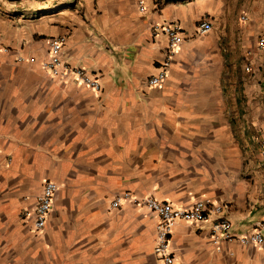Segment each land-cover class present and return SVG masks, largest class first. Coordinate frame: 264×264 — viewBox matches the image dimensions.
I'll return each instance as SVG.
<instances>
[{"label":"crops","instance_id":"0c3cea01","mask_svg":"<svg viewBox=\"0 0 264 264\" xmlns=\"http://www.w3.org/2000/svg\"><path fill=\"white\" fill-rule=\"evenodd\" d=\"M137 1L0 0V264H159L156 219L111 208L125 192L185 206L208 197L234 233L264 235V0H146V13ZM159 21L185 40L149 87L167 45ZM59 36L100 91L41 68ZM46 180L59 189L36 235L24 214ZM171 247L181 264H264V246L215 245L209 223H178Z\"/></svg>","mask_w":264,"mask_h":264},{"label":"built area","instance_id":"2783aa9c","mask_svg":"<svg viewBox=\"0 0 264 264\" xmlns=\"http://www.w3.org/2000/svg\"><path fill=\"white\" fill-rule=\"evenodd\" d=\"M137 4L140 13L147 12L146 0H138ZM152 29L154 35H165L167 45L165 57L158 72L148 79L149 87L164 83L172 61L185 40L182 27L175 22L159 21L153 24ZM211 29V23L203 22L198 27V34H206ZM65 43L66 37L64 36L48 39V56L47 59L41 61V68L52 78L100 91L101 80L99 75L88 68L76 66L63 58L62 53ZM258 44L260 47H264V38H260ZM4 50L7 51L8 49L5 47ZM17 60L20 62L25 60L34 62L36 59L35 57L26 59L20 55ZM259 146L264 149V138L259 141ZM58 189V182L54 180L44 181L42 190L37 195L35 206L24 214V218L31 221L32 229L36 235H42L47 226ZM125 204L145 210L156 219V238L153 252L159 264H181L171 247L173 229L180 222L196 226L209 223L211 237L215 245H219L222 241L238 240L243 244L264 246V235L259 230L239 235L234 233L232 221L226 216L225 206L214 202L208 197L199 198L190 205L185 206L170 201H162L150 194L138 196L131 192H125L112 199L111 208L117 209Z\"/></svg>","mask_w":264,"mask_h":264},{"label":"rangeland","instance_id":"374dc122","mask_svg":"<svg viewBox=\"0 0 264 264\" xmlns=\"http://www.w3.org/2000/svg\"><path fill=\"white\" fill-rule=\"evenodd\" d=\"M248 21H249V19H248ZM242 74L245 77V79L243 81H246L248 83V85H250V82H249L250 78L248 77L249 76L248 75L249 73L246 70H244V68L242 70ZM249 89H250V87H249ZM252 96H254V93H251L249 90H248V92L246 91V92L243 93V99H244V101H248L250 99H252V101H255L256 98L255 97H252ZM250 126H252V125H250ZM250 126L245 125V124L243 125V129H244L243 131H244V134L246 135V137H248L250 135V133L252 132V129H251Z\"/></svg>","mask_w":264,"mask_h":264}]
</instances>
